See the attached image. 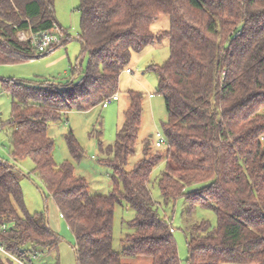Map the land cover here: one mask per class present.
<instances>
[{"label":"trees","instance_id":"trees-1","mask_svg":"<svg viewBox=\"0 0 264 264\" xmlns=\"http://www.w3.org/2000/svg\"><path fill=\"white\" fill-rule=\"evenodd\" d=\"M54 1L0 0V65L59 47L38 51L30 39L19 40V32L57 27L62 43L71 38L56 21ZM77 10L85 69L78 60L62 82L1 79L11 111L0 126L10 154V160L0 157V264H10L9 256L31 264L39 250L55 252L60 241L44 212L25 207L18 162L26 158L74 235L76 264H127L123 256L182 264L172 221L151 195L152 171L161 162L163 203L183 197L188 216L201 207L216 217L214 226L201 220L189 227L186 264H264V0H79ZM161 14L169 29L156 33L151 24ZM162 37L170 55L148 70L164 101L167 118L160 125L167 146L152 149L145 138L142 157L128 168L143 95L127 91L115 142L97 147L99 162L112 169L111 190L91 194L70 162L55 163L48 127L71 110H90L117 94L132 53ZM64 138L71 156L80 159L83 149L73 132ZM122 202L134 210L127 221L133 231L116 251L113 216Z\"/></svg>","mask_w":264,"mask_h":264},{"label":"rangeland","instance_id":"rangeland-1","mask_svg":"<svg viewBox=\"0 0 264 264\" xmlns=\"http://www.w3.org/2000/svg\"><path fill=\"white\" fill-rule=\"evenodd\" d=\"M79 0H55V18L59 25L71 37L56 49L46 55L0 65V126L6 123L10 116L11 99L1 89V79H18L33 82L49 80L62 82L70 76L71 66L80 64L86 67L87 53L82 52V45L77 38L80 31V13L77 10ZM152 31L158 33L169 29V19L166 14H161L152 24ZM36 56L39 53H34ZM169 41L162 37L159 41L147 45L140 52H133L127 69L119 78L118 100L112 101L106 106L98 105L87 111L71 110L58 122H53L48 127V135L54 141V161L61 164L70 162L75 172L85 177L88 192L91 194H107L112 187V169L108 165L99 162L102 157L97 153L98 142L113 144L117 131L124 122V110L129 104L127 91L141 92L142 116L135 153L129 159L128 168L132 163L142 157V141L153 135L157 130L161 131V121L166 120L167 113L162 96L157 93L156 74L148 70L151 64H163L169 57ZM131 72H127V70ZM149 94H152L149 97ZM71 130L83 149V156L74 159L67 147L64 134ZM151 147L155 149L153 138L150 137ZM9 139L5 129L0 131V157L10 160ZM18 166L24 171L20 185L23 191L25 207L29 213L44 212L45 220L49 228L60 237L57 251L39 250L31 257V264L54 263L76 264L74 253V235L60 215V212L40 181L32 173L33 162L26 158L18 162ZM164 169V162L154 167L151 175L150 189L154 201L158 203V209L172 221L178 254L182 264H186L187 245L186 237L189 235V227L201 220H208L212 226L216 224V217L212 210L196 207L190 216L186 211V202L183 197L168 204H164L160 195L157 180ZM195 186L189 187V189ZM134 216V210L126 203L116 204L113 216V249L120 251L123 247L121 239L133 228L127 226V221ZM10 264H29L20 262L13 256H9ZM122 262L127 264H152L148 256H123Z\"/></svg>","mask_w":264,"mask_h":264},{"label":"built area","instance_id":"built-area-1","mask_svg":"<svg viewBox=\"0 0 264 264\" xmlns=\"http://www.w3.org/2000/svg\"><path fill=\"white\" fill-rule=\"evenodd\" d=\"M19 40H27L30 39L31 43L35 46V48L38 51H45L55 45H61L62 43V33L61 31L56 27L51 31H42L38 34H30L27 35L25 32H19L18 33ZM127 72H131V70H127ZM152 94H149V97H151ZM118 100V94H115L111 96V98H108L103 101V106L108 105L112 101ZM153 142L154 145L158 148H164L167 146V140L163 133L159 130H157L153 135ZM262 141H264V136L261 138ZM0 251L3 252V249L0 247Z\"/></svg>","mask_w":264,"mask_h":264},{"label":"crops","instance_id":"crops-1","mask_svg":"<svg viewBox=\"0 0 264 264\" xmlns=\"http://www.w3.org/2000/svg\"><path fill=\"white\" fill-rule=\"evenodd\" d=\"M148 137H152V135H148Z\"/></svg>","mask_w":264,"mask_h":264}]
</instances>
